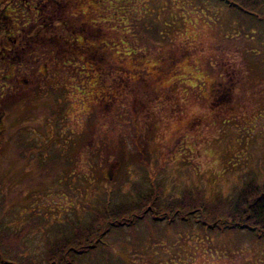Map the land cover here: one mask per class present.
Segmentation results:
<instances>
[{
	"label": "rangeland",
	"instance_id": "1",
	"mask_svg": "<svg viewBox=\"0 0 264 264\" xmlns=\"http://www.w3.org/2000/svg\"><path fill=\"white\" fill-rule=\"evenodd\" d=\"M9 2L0 0V8ZM49 2L67 7L66 16L74 15V23L68 32L66 24L50 22L45 45L56 44L61 31L69 39L82 34L80 42L107 48L98 60L112 64L117 74L108 76L107 85L97 76L83 86L84 75L72 66L53 68V58L40 48L29 71L15 70L20 79L9 82L3 93L0 90V167L7 189L20 185L30 194L28 189L50 188L47 199L45 193L34 199L35 217L43 215L45 223L29 230L27 248L17 258L22 264H27L28 256L29 264L44 262L46 237L56 236L61 225L57 219L65 226L69 218L71 223L90 222L87 207L106 194L114 195L113 200L130 195L139 201L137 190L145 193L151 184H164L159 208L200 188L206 201H218L220 194L232 197L247 179L255 174L264 177V65L257 61L258 52L250 51L257 45L258 33L252 37L256 17L230 12L213 0ZM89 9L102 14L105 28L98 31L83 24V12ZM1 25V32L9 34L8 24ZM37 61L51 67L45 74L48 79L36 75L39 82L43 79L41 88L33 82ZM28 79L29 84L24 82ZM125 84L130 89L126 93L121 89ZM46 121H60L56 128L69 133L71 143L70 150L60 145L70 153L60 160L64 151L58 152L54 142V175L64 174L72 187H83L84 200L74 196V189L64 196L53 188L59 183L46 178L48 169L35 167L36 158L33 163L20 158H30L26 148L32 141L44 155L51 152L47 137L54 127ZM22 198L19 201L26 200ZM74 204L79 206L76 214ZM22 220L18 226L25 224ZM167 226L149 215L134 228L114 234L112 246H105L117 251H112L110 263L94 253L92 259L81 257L76 264L98 263L95 257L102 259L98 264H264L263 238L204 231L198 225L192 230L185 224ZM119 242L125 244L118 248Z\"/></svg>",
	"mask_w": 264,
	"mask_h": 264
},
{
	"label": "trees",
	"instance_id": "2",
	"mask_svg": "<svg viewBox=\"0 0 264 264\" xmlns=\"http://www.w3.org/2000/svg\"><path fill=\"white\" fill-rule=\"evenodd\" d=\"M49 1L38 0L35 3L33 0H10L8 6L5 5V7L3 5L0 8V24L4 22V24H8L9 26V30H7L9 34L7 32L3 34L0 29V79L2 81L0 90L2 93L8 88V84H15L16 79H20L19 76H22L15 74V70L20 74L23 73L22 71H29L32 65L30 63L33 59L32 56L35 50H39L40 48L43 51L47 50L46 55L53 58V62L51 63L53 68L68 70L72 66L76 73L84 75L86 80L82 83L83 86L87 83V80L97 78V76L104 85H107L108 76L116 73L110 68L112 64H106L103 60H98L107 48L104 45L97 47V45L90 41L86 43L80 42L82 34L77 35V38L73 37L72 41V39L62 35L61 31L56 39V44L50 43L49 47L45 45L48 43L43 41L45 37L44 33L47 31L46 29L50 22L51 24H66L67 28H64V30L68 32H70L71 26L74 23V15L66 16L67 7H61ZM213 1L230 12L234 10L235 13H239L242 16L252 15L256 17V28L252 37L255 38V33H258V37L256 38L257 45L256 48L250 51H254V54L258 52L257 61L259 64L264 65V0ZM81 5L83 6V3ZM4 8L9 13L4 12ZM83 14L86 16L83 24H90L98 31L101 30L100 28H105L106 20L104 17H100L102 14L98 15V11L92 13V9H89L87 13L83 12ZM93 14H97L98 16L94 17ZM3 26L1 25L0 28ZM12 31H17V33L12 34ZM38 39L41 41L39 42ZM112 47H115V45ZM102 62L103 64L100 65ZM55 63H57V68L55 67ZM61 64H63V67H61ZM33 68L35 76H42L45 79L47 77L45 74L51 67L43 64L39 65L37 61ZM79 69L83 71H79ZM38 76L34 77L33 82L39 84L38 86L41 88L44 82H41L43 79L39 82ZM48 76L51 79L52 74ZM61 78L63 81L64 78ZM114 79L116 81V78ZM24 82L30 83L29 79L28 81L24 80ZM46 85L50 86L51 82H48ZM63 86H60V88H63ZM127 87L125 84L121 89L128 92L130 89ZM9 91V94H12L13 89L11 85ZM114 98L109 102L115 101ZM56 102L60 103L58 100ZM57 114L58 118L61 119L62 113L58 112ZM59 122L46 121L52 129L54 127L52 135L47 137L51 141L49 146L51 152L55 147L54 142L58 145V152L63 150V147L60 146L63 143L68 145V150L71 148V143L68 139L69 133H61L56 128ZM42 150L43 148L39 144L37 145L32 141L30 146L28 145L26 148V151L30 153L28 154L30 158L23 154H20L23 155L20 158L26 157L30 160V163H33V160L36 158L35 163H38V166L35 167L40 171L48 169V173L45 174L46 178L50 179L52 183L58 182L59 187H52L64 192V196L68 192L71 193L74 189L73 194L75 197L85 198V189L83 187H77V184L72 187L69 184L70 180L64 174L54 175L55 167L53 164L56 159L55 153L48 151L44 155L41 152ZM63 151L62 154L65 156L58 154L60 160H66V157L70 154L65 148ZM59 173L65 172L60 171ZM255 175L256 177L247 179L241 187L237 188L232 197L226 196L224 199L220 194L219 198L221 199L212 202L206 201L204 198L205 193L200 188L195 189V192L192 191L193 193L187 194L181 199L168 202L166 207L161 206L157 208L160 199L163 198L165 186L164 184L160 185L156 183L151 184L149 190L146 188L144 191L147 192L145 193L137 190V194L141 195V197L139 196V201H135L130 195L124 197L116 195V198L113 200L114 195H110V193L106 194L104 200L102 198L95 205L92 206L91 204V206L87 207L88 214H90V222L84 223L77 219L75 223H71V219L69 218V222L65 226L64 223H61L62 219H57V222L61 224L56 229V233L58 234L46 237L45 261L40 264H76L78 261L79 263L82 262L81 257L89 256L92 259L94 256L92 254L94 253H96L97 257L103 258L104 262L110 263L109 257H112L113 254L111 253L113 250L108 251V247L105 246H112L110 240L115 236L114 234L120 233L127 228H134L140 221H145L149 215L152 221H166L170 228H175L177 224H185V226L192 230L194 225H198L204 231L210 230L222 234L234 231L240 235L248 233L252 236L254 235V237L264 239V177L259 176V174ZM3 176L4 172L2 167H0V264H22L17 258L22 254L21 250H26L25 248H27L24 240L27 238L29 230L45 223L42 221L43 217L41 216L43 215L35 217L34 213L37 211V207L34 205V199L39 193H45L43 196L47 199L50 188L48 187L44 191L28 189L30 194H25L26 191L20 185H15L14 187L16 188L7 189L6 178ZM107 180L109 181L110 179ZM22 197L26 200L19 201ZM72 207L75 209L73 210V214H76V209L79 207L78 204H74ZM82 209L86 208L82 205ZM103 210L104 212L101 213ZM21 215H32V218L30 216L29 219L23 218V220H26L25 224L18 226V223L22 219H18L17 217ZM55 225L57 226V224ZM55 225H52L53 231ZM122 244L120 242L117 243L119 245L118 248ZM105 251H107V254ZM25 259L27 260V264H29L31 261L30 257L28 256ZM95 259L98 263L99 260H102L96 257ZM98 263L93 262V264Z\"/></svg>",
	"mask_w": 264,
	"mask_h": 264
}]
</instances>
